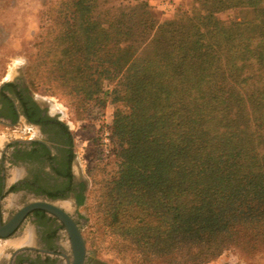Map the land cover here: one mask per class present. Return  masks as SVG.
<instances>
[{"label":"trees","instance_id":"1","mask_svg":"<svg viewBox=\"0 0 264 264\" xmlns=\"http://www.w3.org/2000/svg\"><path fill=\"white\" fill-rule=\"evenodd\" d=\"M196 1L160 22L147 0L114 20L95 17L93 0H64L29 66L101 105L115 81L120 163L98 222L139 264L264 249V0ZM230 8L251 16L226 23L217 13Z\"/></svg>","mask_w":264,"mask_h":264},{"label":"flooded vegetation","instance_id":"2","mask_svg":"<svg viewBox=\"0 0 264 264\" xmlns=\"http://www.w3.org/2000/svg\"><path fill=\"white\" fill-rule=\"evenodd\" d=\"M0 127L18 132L0 149V264H98L83 232L88 178L59 107L20 77L6 78L0 82ZM41 203L48 208L32 207L17 220L25 208ZM52 208L81 232L82 262L70 221Z\"/></svg>","mask_w":264,"mask_h":264},{"label":"rangeland","instance_id":"3","mask_svg":"<svg viewBox=\"0 0 264 264\" xmlns=\"http://www.w3.org/2000/svg\"><path fill=\"white\" fill-rule=\"evenodd\" d=\"M93 15L103 20H114L128 10L137 0H93ZM154 8L158 21L172 19L185 12L194 13L196 0H175L171 6H163L159 0H147ZM64 0H0V82L20 77L32 91L48 98L51 106L59 107L61 117L69 123L73 133L76 154L81 169L88 178V187L81 212L84 215V235L88 249L98 264H139L131 254L120 251L111 241L107 227L99 224V207L107 183L117 174L120 158L111 125L116 110L110 92L115 81H105L106 103L83 101L80 97L55 91L39 76L29 72V66L38 56L49 32L57 23V15L64 8ZM197 2V3H196ZM224 22L251 16L242 8L225 9L217 13ZM146 49L139 54L143 65ZM34 75V76H33ZM51 83V82H50ZM0 127V149L6 138L15 134ZM107 231L105 234L104 231ZM264 264V249L245 253L235 246L225 248L220 255L203 264Z\"/></svg>","mask_w":264,"mask_h":264},{"label":"water","instance_id":"4","mask_svg":"<svg viewBox=\"0 0 264 264\" xmlns=\"http://www.w3.org/2000/svg\"><path fill=\"white\" fill-rule=\"evenodd\" d=\"M36 206H43V207H46L48 208V206L46 204H33V205H30L28 206L27 208H25L17 217V220L24 214L27 212V210H29L30 208L32 207H36ZM50 208V207H49ZM53 211L55 212H58L62 217H64L65 219H67V221L69 220V218L65 215V213L63 212H60L59 210H57L56 208H52ZM70 221V220H69ZM71 225L73 227V239H74V242L77 243L78 245V253H77V262L80 263L82 262L83 260V257L85 255V252H86V249H85V242H84V239H83V236L81 234V232L76 228V226L73 224V222H71ZM0 226H1V219H0ZM0 235H4L3 232H0Z\"/></svg>","mask_w":264,"mask_h":264},{"label":"built area","instance_id":"5","mask_svg":"<svg viewBox=\"0 0 264 264\" xmlns=\"http://www.w3.org/2000/svg\"><path fill=\"white\" fill-rule=\"evenodd\" d=\"M175 0H162L163 6H171Z\"/></svg>","mask_w":264,"mask_h":264}]
</instances>
